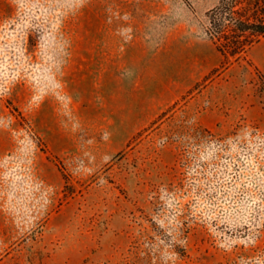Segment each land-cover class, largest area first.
I'll list each match as a JSON object with an SVG mask.
<instances>
[{"label": "rangeland", "instance_id": "1", "mask_svg": "<svg viewBox=\"0 0 264 264\" xmlns=\"http://www.w3.org/2000/svg\"><path fill=\"white\" fill-rule=\"evenodd\" d=\"M217 0H0V264H264V41Z\"/></svg>", "mask_w": 264, "mask_h": 264}, {"label": "trees", "instance_id": "2", "mask_svg": "<svg viewBox=\"0 0 264 264\" xmlns=\"http://www.w3.org/2000/svg\"><path fill=\"white\" fill-rule=\"evenodd\" d=\"M200 26L224 59L243 58L264 38V0H217Z\"/></svg>", "mask_w": 264, "mask_h": 264}, {"label": "crops", "instance_id": "3", "mask_svg": "<svg viewBox=\"0 0 264 264\" xmlns=\"http://www.w3.org/2000/svg\"><path fill=\"white\" fill-rule=\"evenodd\" d=\"M260 41H264V38L261 39ZM260 41H259V42H260ZM259 42H258V43H259ZM262 53H263V55H264V51H263ZM261 70H263V72H264V65L261 67Z\"/></svg>", "mask_w": 264, "mask_h": 264}]
</instances>
